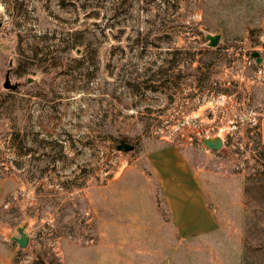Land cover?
Segmentation results:
<instances>
[{"label":"rangeland","instance_id":"rangeland-1","mask_svg":"<svg viewBox=\"0 0 264 264\" xmlns=\"http://www.w3.org/2000/svg\"><path fill=\"white\" fill-rule=\"evenodd\" d=\"M263 119L264 0H0V264H264ZM168 148L213 231L179 235Z\"/></svg>","mask_w":264,"mask_h":264},{"label":"crops","instance_id":"crops-1","mask_svg":"<svg viewBox=\"0 0 264 264\" xmlns=\"http://www.w3.org/2000/svg\"><path fill=\"white\" fill-rule=\"evenodd\" d=\"M264 145V119L262 122ZM156 180L162 185L166 203L182 238L208 233L216 228L196 175L177 149L168 148L150 155Z\"/></svg>","mask_w":264,"mask_h":264},{"label":"water","instance_id":"water-1","mask_svg":"<svg viewBox=\"0 0 264 264\" xmlns=\"http://www.w3.org/2000/svg\"><path fill=\"white\" fill-rule=\"evenodd\" d=\"M221 38H222V36L220 34L207 35L206 40L208 41V44L210 47L215 48L219 45ZM252 57L257 59L258 64H260L262 62V58L260 57V53L254 52L252 54ZM4 88H6V89L12 88L8 80H6V82L4 83ZM206 145L208 148H211L214 150H220L223 146L222 141L220 139H217L215 141L208 140V141H206ZM117 148L119 150L132 151L134 147L132 145L125 143V142H121V144L118 145ZM19 233H20V238H16L15 240L18 242V244L21 248H25L28 245V237L23 230H20Z\"/></svg>","mask_w":264,"mask_h":264}]
</instances>
